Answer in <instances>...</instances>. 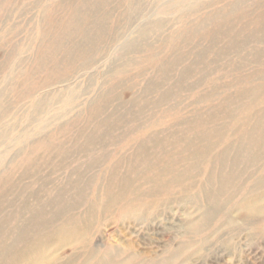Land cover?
<instances>
[{
	"label": "rangeland",
	"instance_id": "1",
	"mask_svg": "<svg viewBox=\"0 0 264 264\" xmlns=\"http://www.w3.org/2000/svg\"><path fill=\"white\" fill-rule=\"evenodd\" d=\"M73 15L80 26L68 31ZM98 25L106 35L97 33ZM261 29L264 0H0V174L9 168L17 185L30 190L23 200L8 189L0 210L9 217L1 227L13 238L24 226L22 216L43 223L53 200L62 197L55 218H63L65 228L47 243L45 264H264V196L262 212L246 219L233 208L199 234L191 227L203 214L195 194L208 171L190 191L179 182L169 195L157 197L145 176L155 178L146 169L151 164L138 156L158 169L163 161L175 162L179 173L201 163L193 153L200 155L201 142L208 143L204 138L218 124L234 134L236 122L227 112L243 105L247 114L264 110ZM166 63L174 64L169 84L156 78ZM163 84L173 90L167 100L157 87ZM251 86L263 93L262 104L242 96ZM111 115L122 120L110 122ZM148 138L163 139V152L145 154L144 148L155 147ZM35 154L24 173L21 163ZM260 175L253 173L249 182ZM125 177L124 199H107L106 192ZM21 241L16 245L25 250L29 241Z\"/></svg>",
	"mask_w": 264,
	"mask_h": 264
},
{
	"label": "bare ground",
	"instance_id": "2",
	"mask_svg": "<svg viewBox=\"0 0 264 264\" xmlns=\"http://www.w3.org/2000/svg\"><path fill=\"white\" fill-rule=\"evenodd\" d=\"M230 13H233V12L229 11L228 14H230ZM81 22H82V20H81ZM76 25H77V29H78V26H80V19L76 18L75 15H73L71 17L70 26L69 27L67 26L68 31L75 29ZM94 29H95V27L88 29V32L90 34L86 33V35H91L92 32L90 30H94ZM228 29H230V28H226L223 30L227 31L226 36L228 38H230V40L235 42V38H236L235 34H232L231 29L230 30H228ZM96 30H97V33H99V35H101V36H104V34L107 32V30L105 28H103L101 25L96 26ZM253 32H255V30ZM259 32L261 34L264 33L262 31V29ZM252 36L254 37L255 40L259 41L260 38L257 39L258 37L256 38L255 33H253ZM166 43L169 44L168 42H166ZM231 44L237 45V43H231ZM239 44L242 47L241 43H239ZM234 47H236V46H234ZM178 50H180V49H178ZM97 51H98V49H93V52L97 53ZM226 51H228L227 48H224V49H221L220 52L224 56L227 57L228 52H226ZM263 53H264V51H263ZM85 57H88V56L86 55ZM178 57H179V55H178ZM235 59H236V56H235ZM166 65H167V67L164 69V72L160 73L161 77H160V74H158L156 76V78L161 83L169 84V81L172 77H171V75L167 76V73L170 70V68H172L174 66V64L173 63H166ZM55 70H57V69H55ZM61 71L58 70V73H60ZM186 76H187L186 74H183L176 81L175 88L178 89V88L182 87L181 84L184 81L183 77H186ZM165 80H166V82H165ZM118 83H119L120 87L123 84V82L121 80ZM164 85L165 84H163L162 86H157V87L160 90L159 94L162 95L161 99L167 100L172 95L173 90L166 91ZM246 90L248 92L244 93L242 95L243 97H245V95H248L249 99L253 103L262 104L260 102V98H261L260 96L263 93L259 92L260 90L254 89L253 86H251L250 89H246ZM220 97H222V96H220ZM103 103H105V102H103ZM250 106L256 107V105H254V104H250ZM238 111H239V115L236 113ZM241 111H243L242 114H240ZM160 112H162V110ZM226 117H228L231 121L236 122V129L234 130V134L228 135V133L224 129V126L218 124L212 130V133L207 134L206 137L204 138L208 143H202L201 142V149L202 150L200 152V155L197 153H193L192 158L195 156V157H198L201 161V163L197 164V166L193 167L191 164L189 166L186 165L185 168H183L181 170V172L178 173V172H176V168L174 166L175 162L173 165V163H170L169 161H163L162 165H165V167L163 168L161 166V168L158 169L155 167L153 162H147L148 160H147L146 156H144L142 154L138 155L140 157L143 165L147 166V164H151V165H148L147 167L146 166L145 167L147 170H149L153 174V176L155 178H153L150 174H145V176L149 177L154 182V185H155L154 186V192L156 193L157 197L158 196L164 197V196L169 195L171 192H173V187L177 186V184L179 182H187L186 183L187 186H184V187L182 186L183 189H181V190L190 191L192 186L194 185L193 182L197 178H199L203 172L208 171L207 176H206L204 182L202 183L201 191L195 194L196 200L198 201L199 204H202V206H203V214L201 215V217L197 221H194V223L191 225V227H192L193 231H195L199 234L201 232H203L204 230L206 232L208 230H212L214 227H212V229H210V227H211V225L213 226L214 224L215 225L217 224L219 214L223 213V212H229L233 208H236L239 211L244 212V214H245L244 218H246V219L262 212V208L259 205V201L264 196V164L262 166H258V161L264 160V157H260V156H264V110H263V108H257L256 110L253 109V112L250 111L247 114L246 105L245 106L243 105V106H240L233 114H230L227 112ZM110 118H111L110 122H113V123L117 122V121L120 122V120H122V118L118 117L116 119L112 115ZM153 120H154V118H153ZM244 121L246 122V124L244 125V128H242L241 126H238V124L243 123ZM109 127H113V124H110ZM145 128H147V127H145ZM62 129H64V127L61 128L60 130H62ZM141 130H143V129H141ZM174 135L175 134L172 133V137ZM134 139H136V138H134ZM181 139L185 142L189 141V140L187 141V138L184 137V134L181 136ZM92 141H93L92 145L98 144L97 141H95V140H92ZM148 141L152 142V144H155V147L144 148L143 152L145 154L150 155V151H152L150 149H154L153 151L162 150L161 152H163V149L165 148V141L163 139L160 141V139L148 138ZM170 141L174 142L175 138L174 137L171 138ZM119 144H121V143H119ZM47 147L51 148V149L53 148V146L50 145L49 143H48ZM187 147H188V144L185 143L183 146V149L187 150ZM94 153H96V152H94ZM99 153H100V151H99ZM36 159H37V155L35 154L34 157H32L26 161L24 160L21 163V167H23L25 169L24 173H28L27 167L29 165H31V163L33 161H35ZM186 159H188V160L191 159L190 154L186 155ZM145 163H147V164H145ZM191 163H192V161H191ZM35 164H36V162H35ZM157 164H159V163H157ZM200 164H201V166H199ZM167 166H170V169ZM133 173H135V170ZM253 173H259V174H261L260 175L261 177L254 182H249V178L251 177V175ZM13 175H14V172L11 171L9 168L7 170L2 171L0 174V201H2V204H3V201L6 200L3 197L6 196V193H7L9 188H10L9 189L10 190L9 196H13L15 198L23 197V200H26L29 197L28 194H26V193L24 194V192L30 191L28 189V187H20L19 185H17L16 180H14ZM123 181L125 183L120 184V185H115L116 187L114 188L113 192L112 191L106 192L107 199H111L112 201L117 200V199H121V198L124 199V197L126 196V192L124 189L127 186L126 185L127 177H125V179ZM119 182H122V181H119ZM138 189L141 190V188H138ZM188 191H186V192H188ZM36 192L37 191H35V193ZM151 192H147V194L150 195ZM147 200H148V198H147ZM204 201L206 202L205 205H203ZM52 203H53V206L51 207V210L46 212L47 215L44 216L45 222L43 221V223H42L41 218H39L35 222L33 219L29 220V219H26L25 216L24 217L22 216L24 226H21L20 227L21 229H18V234L14 235L13 238L9 237L10 234H13L12 232H5L6 227L5 228L1 227V225L3 224L2 219L4 218V216L9 217V214H3L2 211L0 210V260L5 259V261L8 264L10 262H17V261H23L26 264H45V263H47V261H46L47 258L45 256V249H46L45 247L47 246V243L49 242V240L57 237L58 233H61L62 229L65 228L60 223V220L63 218H61L59 220H57L55 218V215L60 213V211L62 210V207H63L62 197H57V199H54ZM12 204H15V203H12ZM33 206H35V205H33ZM28 207L29 206L25 203L24 208H23L24 212H26V210H28ZM17 209H18V207H17ZM15 216L16 215L12 214V217H15ZM7 217H5V219ZM49 219H52V221H49ZM34 222H35V224H34ZM38 225H43L45 227V229L43 231H42V229L39 231V229L37 227ZM30 228H32V229L30 230ZM4 236H6V237H4ZM45 237H46V239H45ZM9 238L12 240L11 242H8ZM19 239H22L21 243H23L24 241H26V242L29 241V245L25 250L24 249L19 250V248H18L19 245H16V244H18ZM111 257H112V259L114 258L113 256H111ZM111 264H113V263H111Z\"/></svg>",
	"mask_w": 264,
	"mask_h": 264
}]
</instances>
